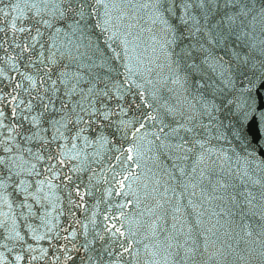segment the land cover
I'll return each mask as SVG.
<instances>
[{"label": "water", "instance_id": "95a60500", "mask_svg": "<svg viewBox=\"0 0 264 264\" xmlns=\"http://www.w3.org/2000/svg\"><path fill=\"white\" fill-rule=\"evenodd\" d=\"M0 264H264V0H0Z\"/></svg>", "mask_w": 264, "mask_h": 264}]
</instances>
